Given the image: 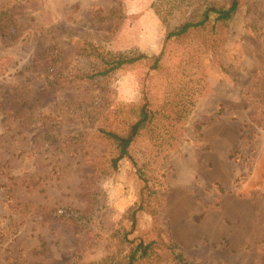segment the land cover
Returning a JSON list of instances; mask_svg holds the SVG:
<instances>
[{
  "label": "rangeland",
  "instance_id": "obj_1",
  "mask_svg": "<svg viewBox=\"0 0 264 264\" xmlns=\"http://www.w3.org/2000/svg\"><path fill=\"white\" fill-rule=\"evenodd\" d=\"M204 1L0 0V264H106L139 238L137 264H264V0L166 40ZM119 53L160 65L93 74ZM133 104L151 119L102 172L98 129Z\"/></svg>",
  "mask_w": 264,
  "mask_h": 264
},
{
  "label": "trees",
  "instance_id": "obj_2",
  "mask_svg": "<svg viewBox=\"0 0 264 264\" xmlns=\"http://www.w3.org/2000/svg\"><path fill=\"white\" fill-rule=\"evenodd\" d=\"M240 5V0H223L217 1H204L202 2L198 10L190 17V19L185 20L178 25H175L172 29L168 30L166 33V40L177 39L185 35L188 32L203 29L205 27L220 25L225 26L232 19L235 11ZM160 54L147 56L144 53L136 54H117L111 56L109 59L103 60V64L100 69H98L95 75L105 76L116 69L121 68L124 65L133 64L135 62L144 61L148 66L154 70L159 68L160 65ZM54 67L49 66L45 68V79L47 81L48 87L51 93L57 86V79L55 78ZM91 76V75H90ZM9 108L14 110L15 113L20 112L22 115L27 117L24 109H28L30 106L27 105V99L17 98L11 96ZM127 117L123 123V127L117 128H105L100 127L98 129L101 139L104 141L105 149V169L100 167V171L103 170H113L117 167L118 161L127 154V147L131 140L137 133L143 129L148 121L151 119V115L145 104H133L127 105ZM138 176L141 180H146L143 174L138 170ZM144 178V179H143ZM143 205H138L130 213V230L127 232L131 233L135 223H136V213L138 210L143 209ZM131 249L121 260H113L106 264H137L140 261H147L151 259L156 254L157 242L154 239L145 240L137 239L131 241ZM167 245L170 247H176V244L169 242ZM177 264H197L193 261L186 259L180 253H175L174 256ZM8 264H24L18 262H12ZM41 264V263H38ZM70 264H81L77 262H72ZM82 264H95V263H82Z\"/></svg>",
  "mask_w": 264,
  "mask_h": 264
}]
</instances>
